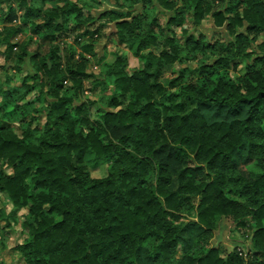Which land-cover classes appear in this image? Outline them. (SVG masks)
Wrapping results in <instances>:
<instances>
[{"label": "trees", "instance_id": "1", "mask_svg": "<svg viewBox=\"0 0 264 264\" xmlns=\"http://www.w3.org/2000/svg\"><path fill=\"white\" fill-rule=\"evenodd\" d=\"M103 39L143 65L118 55L85 98ZM0 70L23 264H264V0H0ZM218 218L246 254L210 246Z\"/></svg>", "mask_w": 264, "mask_h": 264}, {"label": "rangeland", "instance_id": "2", "mask_svg": "<svg viewBox=\"0 0 264 264\" xmlns=\"http://www.w3.org/2000/svg\"><path fill=\"white\" fill-rule=\"evenodd\" d=\"M105 6L101 7L102 10L106 9ZM109 32V30L105 31V33ZM178 32H180V30ZM215 32L216 30L213 27V22L208 19L203 23V26L198 30L197 34L203 33L211 39L214 37ZM224 35L227 36L226 32ZM25 39L26 35L19 37L20 41H24ZM261 40L262 38L260 41ZM68 41L70 43L73 40ZM33 49H35V46H33L31 50ZM118 55L127 58V70L129 71L138 69L143 65L142 60L135 56L133 50H129L124 47L117 48L113 43H109L106 39L100 40L96 48V56L92 59L93 62L89 71L92 78L85 82V91L87 92L85 98L90 97L91 99H94L91 91L96 89H99L98 92L106 93V91H108L107 94H111L109 88H98L100 84L95 85L94 81L97 80L98 82H101L103 76L108 71L109 66L116 61ZM32 66L33 64H27V66H25V70L28 71L32 68ZM177 69H182V66H179ZM244 70L245 68L242 66L239 74L243 75ZM2 75L3 72L0 70V77H4ZM171 77L172 76L168 74L164 80L168 81ZM21 79V75L17 74V81H20ZM15 85H17V83ZM43 123L44 121L40 123L41 126H43ZM241 168L247 176H257L261 174V170L257 166L256 162L251 160L243 162ZM106 172L107 167L101 165L95 172H93V177L103 178L106 176ZM7 174L11 175L12 171L8 170ZM0 210L3 214V217L0 220V264H23L20 256L14 252V248L18 245L24 244L26 241V232L23 228V217L27 214V209L15 208L9 198L5 194L0 193ZM192 217H194V215H192ZM217 220V229L213 233V237L210 240V246L219 248L223 254L234 249H237L238 251H246L251 245V240L247 237L244 231L234 227L233 223L229 219L218 218ZM178 252L181 255L180 250Z\"/></svg>", "mask_w": 264, "mask_h": 264}, {"label": "built area", "instance_id": "3", "mask_svg": "<svg viewBox=\"0 0 264 264\" xmlns=\"http://www.w3.org/2000/svg\"><path fill=\"white\" fill-rule=\"evenodd\" d=\"M239 251L241 252L242 255L247 253V250L246 251L245 250H239Z\"/></svg>", "mask_w": 264, "mask_h": 264}, {"label": "water", "instance_id": "4", "mask_svg": "<svg viewBox=\"0 0 264 264\" xmlns=\"http://www.w3.org/2000/svg\"><path fill=\"white\" fill-rule=\"evenodd\" d=\"M60 23H62L61 21H60ZM50 64V63H49Z\"/></svg>", "mask_w": 264, "mask_h": 264}]
</instances>
